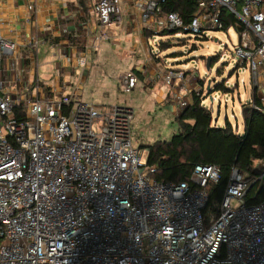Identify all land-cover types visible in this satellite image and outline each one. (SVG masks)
<instances>
[{"label":"built area","instance_id":"built-area-1","mask_svg":"<svg viewBox=\"0 0 264 264\" xmlns=\"http://www.w3.org/2000/svg\"><path fill=\"white\" fill-rule=\"evenodd\" d=\"M193 1L185 22L164 12L165 0H89L101 30L127 13L152 42L168 31L189 54L214 39L208 34L233 28V69L258 87L264 0ZM229 17L235 26H225ZM1 29L0 22V264H264V202L244 205L249 179L232 171L219 214L207 224L202 210L207 184L219 179L215 166H195L189 184L157 182L147 149L132 146L128 106L97 107L28 82L18 46ZM155 45L149 55L157 58ZM182 67L156 77L179 86ZM137 84L126 71L119 90L128 94ZM173 101L178 112L189 104L179 93Z\"/></svg>","mask_w":264,"mask_h":264},{"label":"crops","instance_id":"crops-1","mask_svg":"<svg viewBox=\"0 0 264 264\" xmlns=\"http://www.w3.org/2000/svg\"><path fill=\"white\" fill-rule=\"evenodd\" d=\"M81 1L0 0L1 30L6 39L18 46L19 59L28 69L26 80L32 82L37 79L40 84L49 88L54 96L76 94L78 100L89 104L82 100V84L90 71L87 61L91 59L96 62L100 53L117 47L122 38L131 40L134 37L135 43L131 41L126 52L123 51L121 55L115 53L117 66L125 65L123 63L125 61L127 65L125 72L132 71L136 74L138 78L136 93L144 95L141 108L145 106L146 110L153 111L155 118L159 121L164 123L173 121L178 115L176 104L172 99L173 95L178 91L190 102L191 93L199 92L201 88L197 86L190 88V85L184 83L183 87H177L178 82H175L173 87H169L161 84L160 79L157 86L154 85L157 82L156 74L162 67L159 63L148 65L150 61L148 52L143 51L145 53L143 61L138 60L134 64L124 58L125 55H134L132 52H135L138 41L143 45L146 40L144 33L140 30L138 18L126 13L119 24H111L101 30L98 27L97 18L91 12L88 0ZM29 6H33V10H30ZM41 49L54 51V59L51 62L54 66H49V59L41 53ZM42 71L47 73H41ZM123 73L118 78V91H120L119 79ZM139 74L143 78L140 81ZM145 79L153 82L152 88L144 85ZM260 82L256 96L264 102V86H262L264 77H261ZM110 106L112 105L97 107ZM126 106L134 113L131 105ZM242 134L243 131L240 132V135Z\"/></svg>","mask_w":264,"mask_h":264},{"label":"rangeland","instance_id":"rangeland-1","mask_svg":"<svg viewBox=\"0 0 264 264\" xmlns=\"http://www.w3.org/2000/svg\"><path fill=\"white\" fill-rule=\"evenodd\" d=\"M88 3L90 4L89 0ZM208 35L214 39L199 43V46L194 48L196 49L194 54H189V51L186 52V49L173 39L172 34L168 35L171 39L160 48V56L157 58L150 56L148 65L159 63L162 67L160 72L166 71L167 66L180 68L181 65H184L185 67H182L184 80L179 86L183 87L184 83L190 85V88H193V86L201 88L202 90L199 92L205 98L203 101L205 106L212 112L214 119H217L215 123L219 124V127H223L225 118H227L232 129L240 134L244 130L240 114L241 104L251 101L253 94H256V91L260 88L261 82H259L258 87H253L252 84H248L250 79L248 73L242 72L236 76L238 71L233 69L236 63L234 47L237 44L238 36L233 28ZM185 37L183 36V38ZM215 39L217 40L216 42L214 41ZM129 40L122 38L117 47H112L111 50L100 53L96 62L91 59L87 61L90 71L82 84V100L95 106L131 105L134 111L131 125V141L132 146L139 149L141 146L151 144L156 140H169L176 132V123L174 120L170 123L159 121L155 118L153 111L146 110L145 106L141 108L144 95L137 94L138 89L135 88L128 94L118 91L119 75L125 72L127 65L123 61L125 65L117 66L115 53L121 55L123 51L126 52L130 42L135 43L134 37ZM159 40L167 39L165 37H156L154 42H152L149 37L144 41L143 45L138 41V45L135 46V52H132L134 55H125L124 58L129 59L131 64L136 63L138 60L143 61L145 58L143 51L149 53L151 47L156 49L155 42ZM187 41L190 42L191 40L187 39ZM40 51L49 59V66H54V63H51L54 59V51L50 49H41ZM177 51L180 53H177ZM173 52L175 53L172 54ZM208 57H210L209 70L206 69ZM212 57L213 59H211ZM176 58L177 60L174 61L173 59ZM80 63L82 62L80 61ZM144 69L147 70L146 67ZM41 73L46 74L47 71H42ZM141 76L139 74V81L143 79ZM159 79L161 77L156 78L157 82L154 85L157 86ZM241 80H244L245 86L237 87V83ZM151 81H153V78H151ZM152 83L145 79L144 85L147 88H152ZM161 84L163 83L161 82ZM217 84H223L226 89L215 91ZM177 93L179 92L177 91Z\"/></svg>","mask_w":264,"mask_h":264},{"label":"trees","instance_id":"trees-1","mask_svg":"<svg viewBox=\"0 0 264 264\" xmlns=\"http://www.w3.org/2000/svg\"><path fill=\"white\" fill-rule=\"evenodd\" d=\"M196 6L193 0H165L162 8L166 13L179 14L187 22ZM225 23L229 27L235 26L237 21L229 17ZM143 33L147 39L148 33ZM168 35H171L168 31L160 33V37L167 39L159 40L160 48L171 39ZM221 89L226 88L217 84L215 91ZM204 99L200 92H192L189 104L174 119L176 132L171 138L154 141L140 149H147L146 164L155 168L152 177L157 182L189 184L195 166L212 165L218 169V181L209 182L205 189L207 202L202 215L208 224L219 214L233 170L249 179L243 194L244 205L264 202V103L253 94L250 102L241 104L244 130L240 135L232 129L227 118L224 126L219 127L212 112L203 105Z\"/></svg>","mask_w":264,"mask_h":264},{"label":"water","instance_id":"water-1","mask_svg":"<svg viewBox=\"0 0 264 264\" xmlns=\"http://www.w3.org/2000/svg\"><path fill=\"white\" fill-rule=\"evenodd\" d=\"M209 61H210V57L207 58V64H206V69L209 70L210 67H209Z\"/></svg>","mask_w":264,"mask_h":264}]
</instances>
